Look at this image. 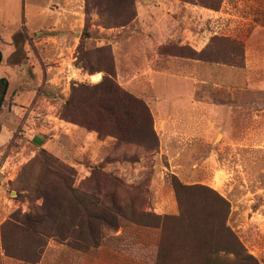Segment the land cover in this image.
<instances>
[{
    "label": "rangeland",
    "instance_id": "rangeland-1",
    "mask_svg": "<svg viewBox=\"0 0 264 264\" xmlns=\"http://www.w3.org/2000/svg\"><path fill=\"white\" fill-rule=\"evenodd\" d=\"M0 36V147L16 127L0 149V264H157L160 228L131 217L201 212L206 197L178 183L224 197L226 225L264 263V0H0ZM110 72L147 104L154 148L62 118L74 85ZM59 174L122 207L98 245L7 226Z\"/></svg>",
    "mask_w": 264,
    "mask_h": 264
},
{
    "label": "trees",
    "instance_id": "trees-1",
    "mask_svg": "<svg viewBox=\"0 0 264 264\" xmlns=\"http://www.w3.org/2000/svg\"><path fill=\"white\" fill-rule=\"evenodd\" d=\"M2 62L0 50V66ZM112 75L110 72L96 84L74 85L70 98L64 102V108L73 110L74 114H63L62 118L85 128L93 127L102 131L107 129L129 142L154 148L157 137L147 104L121 88ZM8 89L9 79L1 77L0 110L6 101ZM1 129L0 121V131ZM42 151L45 154V164L48 160L47 152L44 149ZM100 173L102 174L101 170L93 168V179L97 180V185ZM109 179L119 181L117 178ZM42 186L49 192H43L41 187L34 189V192L36 196L43 197L44 203L34 212L13 214L7 221V226L36 238L55 236L79 249L98 245L103 225L118 227L123 209L113 195L111 204H107L108 199L103 201L95 191L92 195H85L73 188L60 174L42 182ZM179 188L196 191L199 198L206 197L201 200V212L187 214V210L183 209L177 217L143 213L150 219L146 222L135 218L136 216L131 217L137 224L160 228L157 264H264L247 250L237 234L226 225L231 207L224 197L208 186L188 187L178 183L176 191L180 194ZM179 194L180 205L183 207L184 202ZM104 197L107 198V195ZM206 211L209 213H204ZM219 211L224 216H218ZM41 241L38 242L39 247L45 245V241L43 244Z\"/></svg>",
    "mask_w": 264,
    "mask_h": 264
},
{
    "label": "crops",
    "instance_id": "crops-1",
    "mask_svg": "<svg viewBox=\"0 0 264 264\" xmlns=\"http://www.w3.org/2000/svg\"><path fill=\"white\" fill-rule=\"evenodd\" d=\"M6 125H7L8 128L10 129L11 135H10L8 141L5 142V144L9 143V142L13 139V137H14V133H15V129H16L15 125H13L11 122H9V123L6 124ZM5 144H3L2 146H4ZM2 146H1V147H2ZM1 147H0V149H1Z\"/></svg>",
    "mask_w": 264,
    "mask_h": 264
},
{
    "label": "bare ground",
    "instance_id": "bare-ground-1",
    "mask_svg": "<svg viewBox=\"0 0 264 264\" xmlns=\"http://www.w3.org/2000/svg\"><path fill=\"white\" fill-rule=\"evenodd\" d=\"M92 77H93V79H94L95 81H99L100 78H101V73H96V74L92 75ZM219 138H220V136H219Z\"/></svg>",
    "mask_w": 264,
    "mask_h": 264
}]
</instances>
